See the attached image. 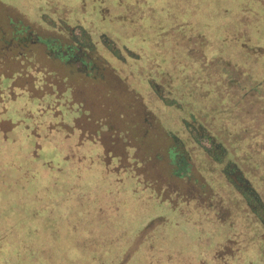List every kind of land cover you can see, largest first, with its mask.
I'll return each mask as SVG.
<instances>
[{"label":"rangeland","instance_id":"rangeland-1","mask_svg":"<svg viewBox=\"0 0 264 264\" xmlns=\"http://www.w3.org/2000/svg\"><path fill=\"white\" fill-rule=\"evenodd\" d=\"M74 41L90 45L84 58L92 66L57 55ZM242 92L261 99L244 107ZM262 95L264 0H0V248L7 252L0 264H264V228L254 219L252 238L218 245L213 258L199 263L146 243L161 229L169 246L170 209L188 195L220 210L207 182L223 194L236 191L211 157L210 139L222 145L217 153L248 166L249 183L264 202V147L255 140L264 130ZM60 168L100 184L82 186L94 203L81 217L87 226L106 218L97 205L111 206L114 189L143 192L129 201L134 214L117 213L125 223L118 232L129 236L114 244L106 239L110 220L87 230L98 239L77 230L74 180L43 176ZM59 192L65 213L60 200L46 197ZM191 243L193 251L206 245Z\"/></svg>","mask_w":264,"mask_h":264},{"label":"trees","instance_id":"trees-1","mask_svg":"<svg viewBox=\"0 0 264 264\" xmlns=\"http://www.w3.org/2000/svg\"><path fill=\"white\" fill-rule=\"evenodd\" d=\"M52 4L54 3L52 2ZM81 34L84 35V30H81ZM106 42H107V46L110 43H114L111 39H109L108 41L106 40ZM52 46H53V49H55L56 46H59V44L57 45L53 44ZM62 48L64 49V52L61 50L57 53V55L60 58H64L68 60L70 64H74L75 61H79L82 67L84 66L90 67L93 65L90 62V58H87V59L84 58L86 55V50L90 49V45L87 46L86 42H75L74 41V43L73 42H69L66 44L64 43L62 44ZM113 52H114L113 54H116V51H113ZM149 85L150 86L152 85L151 87H153L155 91H158V89L156 90L155 85H153L152 83H149ZM237 92L239 91L238 90L234 91V93H237ZM248 93L249 92H242V94L240 95L241 97L240 102H243L242 105H244V107L247 102H251V101L256 100L257 98H260V96L253 97V95L248 94ZM247 96L250 97L248 100H246ZM263 101H264V96L262 95L261 102ZM167 102H169L167 105L175 104V101L173 99H169ZM188 117L193 118L194 116L190 112L188 114ZM182 119H183L182 120L183 125H185L186 127L192 126L184 118ZM244 119L246 121H249L250 117L245 115ZM195 128L198 129V127H195ZM260 132L262 134L260 133V135L257 138L255 137V140H261L259 141V144H261L264 147V130H260ZM167 134L172 140L177 137L171 131H168ZM205 138H207L208 141L210 139L209 136H205ZM240 141L243 142V144L248 143V145L254 146L253 141H250L248 137H243L242 139H240ZM209 142L213 144L212 154L210 151L211 157L214 158L217 162L222 163V166H223L222 173H224L227 181L231 184V186L234 189H236V191L229 193V194H223L216 190V186H214L212 182H207V185L210 188L211 196L218 202V207L220 208L221 211L219 209H214L212 204H206L204 208L203 201H200L201 196L199 197L198 195H188L186 197V201L185 200L178 201L177 206L172 207L170 209V212L174 215H173L172 220H169L168 222V225L170 226V229H171V231H169V237L171 239V243L169 244V246H166V240H167L166 232H160L161 229H158V231H156V234H154L153 236L149 235L146 241V243H148L149 241L151 242L152 240H154L156 244L154 247H159V250H164L165 253L169 252L171 253V255L173 254L175 250L177 251L181 250L179 252L183 253V255H192L191 258H194L193 260H195V262L197 263L206 261L210 257L213 258L215 254V249L217 248L218 245H221L226 242H241L243 240H248L252 238V236L256 232V230L254 231L251 228L252 227L251 224H253L252 222L253 219L256 221L257 226L259 225L258 227L264 228V202L261 201V198L259 197V195H257L256 191L253 189V187L249 183L248 178L249 176H251L250 174L252 173L251 172L249 173V171L247 170L248 166L246 170L239 168L238 164L235 161L231 160L230 158H227L228 153H225L224 156L219 152L217 153L215 149H217L218 147H216V145L212 142L211 139ZM174 147H175L174 144L169 145L168 151H170L171 156H173L174 154H177L176 151H173ZM244 148L245 149L243 151L251 150L249 147H244ZM218 149H220V151H224L222 145H221V148H218ZM260 151H263V149L260 148ZM85 154L88 156L87 153ZM80 166L82 168H89L90 165L81 163ZM249 168H250V165H249ZM59 171H60L59 175L57 174L58 171H56V172L49 173V174L44 172L43 176H47V178L45 179H47L48 181L49 180L53 182L59 181L60 184L63 182H67V180H74V183L76 184V189H74V192H75L74 206H76L74 208H75L76 215H75L73 226L76 227L77 230H80V232L85 230L86 234L84 236L86 238L98 239L97 237H95L96 235H94L93 233L91 234L90 232H87V230L90 227H92L90 230L95 229V231H97V228L103 229L106 226L105 224L108 223L110 220L111 223L107 225L106 227L110 229L112 232H105L110 235L108 236L110 238H106V239H111V238L115 239V242H112V244H114L117 242L118 238L129 236L127 234H121L118 232V230L123 228V225H125V223L123 224L122 222L118 220L117 213H121L120 211L124 209L125 211H129V212L131 211L134 214L135 212H133V208L130 206L129 201H131V198L133 200L134 196L142 195L143 192L139 193L138 191H131L130 188L122 187L120 189L121 193H117L118 191L114 189L113 194H111V199H114V202H112L113 204L111 206L105 209V207H102V205H99V204L97 205V208L100 207L101 210L105 211L104 213H105L106 218L97 219L96 221H93V223H89L87 226V223L83 222L84 220L81 217H83L84 215H87V212L90 210V207L94 205V203L91 205L88 202L86 198L89 197L90 194L88 192L86 193L84 188H82V186L85 184L87 186L96 188V187H99L100 184L98 183L96 179H90L88 181L89 179L88 174L85 175V173H79L77 172V170L76 172L73 173V175H70L67 169L60 168ZM85 180L87 181L85 182ZM237 183H240L245 187L244 188L241 187L240 190H237L239 188ZM204 185H202V187ZM132 187L135 188V185ZM205 191L206 190L203 189L202 194ZM237 191H239V194L237 193ZM95 193H96V190H95ZM117 196L121 200H116ZM46 197L50 201L54 199L60 200L61 201V213H65L67 211L66 205L63 206V203H66L65 201L66 197L63 192H59L58 194H55V195L52 193H48ZM84 200H86L87 202H85ZM153 200L155 202H158V200L156 199H153ZM92 202L94 201L92 200ZM162 202L165 203L164 201ZM231 202L235 203V205L236 204L239 205V208L237 207L234 208V206H233L234 209L231 208L230 207ZM192 204H194V206L195 207L197 206V207L193 209ZM94 208L96 209V206ZM160 210H161V207H158V209H155L154 212L157 213ZM143 211L144 209L142 208L141 212ZM212 211H215L216 214H218V217L215 216L213 218H209V216L207 215L210 214ZM50 218H54V216ZM80 227H82L83 229H81ZM4 236L5 235H0V244L2 243L1 240L5 238ZM80 237L81 236L79 234V238ZM201 240L204 241L206 245L198 246L199 248L196 247V250L194 251L192 250L193 247L187 246V242L189 241H192L193 244H196V242H200ZM164 243H165V246H164ZM181 243H183V245L185 246L184 248L179 247L180 246L179 244ZM96 247L99 249H103V244L97 242ZM42 248H45V247H42ZM110 250L111 249L106 248V253L109 257H112L114 252H110ZM3 253H7V252H4L3 248H0V255ZM11 253H15L21 256L24 254V252L21 253L19 251H12ZM59 254L60 256L64 255V253H59ZM33 255L35 257L34 252L31 254V257H33ZM185 261H189V260H185Z\"/></svg>","mask_w":264,"mask_h":264}]
</instances>
